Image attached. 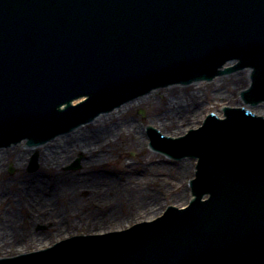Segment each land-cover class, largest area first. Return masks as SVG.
Wrapping results in <instances>:
<instances>
[{"label": "water", "instance_id": "1", "mask_svg": "<svg viewBox=\"0 0 264 264\" xmlns=\"http://www.w3.org/2000/svg\"><path fill=\"white\" fill-rule=\"evenodd\" d=\"M232 59L239 63L216 70ZM247 66L253 81L242 97L256 103L264 0H0V146L44 142L151 87ZM224 112L186 137L152 138L170 155L198 158L187 210L0 264H264V121Z\"/></svg>", "mask_w": 264, "mask_h": 264}, {"label": "bare ground", "instance_id": "2", "mask_svg": "<svg viewBox=\"0 0 264 264\" xmlns=\"http://www.w3.org/2000/svg\"><path fill=\"white\" fill-rule=\"evenodd\" d=\"M243 73L245 74V77H247V75L249 74L248 71H244L237 72L232 76L237 79ZM223 79L227 78H219L216 79L215 82L218 81V83H220L223 81ZM203 84L194 86L200 87ZM216 86L219 85L216 84ZM158 92L159 90L153 91L151 95L145 96V98H139L133 103H128L122 109L114 110L112 114L110 112L109 115H100L99 117H97V120H94L93 124H96L95 126H97L95 130L88 129L87 127L77 129L75 134H69V137H59L54 140L51 143L52 148H48L49 146H46L39 149L37 148L38 150L25 148L23 149L24 143H22L20 146L16 147L17 149L23 150L20 154H17L15 156V163L9 162V158L12 157V155L10 156L9 154L11 149L0 151V172L2 170V167L5 165V162L10 163V165L21 166V164L31 153H33L34 150L38 152L40 150H43L40 169L43 166H56L65 158H69L70 154L72 155L73 153L81 150L83 151L84 155L88 157V161L85 164V167L88 168L92 166H98L100 164H103V162L105 161V158L102 157L101 153L108 150L110 144L115 143V140H117L124 134V136L133 134L134 138L139 143H141V146H146L148 137L145 134V128L147 126H154L156 129L166 130V126H169L171 123H175L177 125L182 124L190 117H193L195 120H197L200 115L204 114L201 110L204 108V105L202 104L203 100H200L199 95L192 93L190 94V96H188V100H182V96L178 95L176 101L169 102L167 104V108L163 110V112L159 116L155 117L157 123L152 121L148 125L140 126L138 124V127L129 120L121 123L116 122V119L114 117L115 114H125L126 112H128V109L131 106H133L134 104L145 103V101L157 95ZM215 96L221 98L225 97L224 94L220 92H217ZM234 106L235 108H240L241 103L239 102V104H235ZM250 111L253 112L254 115H260L261 118H264V105L253 108ZM216 113L220 117L223 116L222 110H219ZM124 114H122V116ZM164 122H168V124ZM196 122L197 121H194V124L198 125L196 124ZM187 128L188 127H186L185 129ZM163 134H167V136L173 137L180 135L181 133L174 132V134ZM188 161L190 160H184L181 162L182 166H179V169L177 171L179 176H185L190 172H193L195 162L192 161V163H190L189 165ZM142 165L143 171L150 174V176L152 177V179L148 181L147 185L158 186L157 184L164 183V178L162 177L167 171L163 167H158L157 163L149 160H147V163H143ZM124 168H129V166H120L121 170H123ZM58 183L59 184L56 185V187H52L53 185L51 180L46 181L45 179L40 177L39 173H33L31 174V176H29V178L25 175V179H23V181H20L19 183L13 185L16 190L18 200V204H16V206H19L26 215L24 216V222H22V224H26V222H28V227L24 229V231L19 230L21 223L18 222L19 220L17 218V215L13 210L14 204L10 202V195L5 191L4 185H0V207L5 202H8L9 204V209L2 207L0 213V253L3 251H7V249L14 251V247H16L17 245H19L20 247H27L38 242L36 233L32 231V229H29V225L32 226L34 223H49L54 229L60 232L63 230H68L69 227L83 226V222L79 217H87L92 219V222L86 225L90 228L111 224V221L114 220L118 222L117 219L120 215L119 212L123 213V211L128 209L126 208L128 202L122 199H128V194L130 192L131 195L135 194L134 191H130V187L136 188V186L140 185V182L137 180L134 182H129V179L122 174L121 177L116 176V179L114 178V180L109 183H106L105 181H101L99 183H93L90 181L86 182L85 180L80 178H78L77 180L60 179L58 180ZM67 191L71 193L87 195L86 199L89 204L87 206L88 212L86 214L90 216H78V214L72 213L71 209H60L66 206L64 200L66 198ZM184 192L186 193L184 194ZM165 193H168V189L163 192H161L159 189H157L156 192H146L144 194L145 197L140 200V202H142V205H145L144 210L148 212L157 209L160 206L161 198ZM95 195H97L98 197L96 199H93L92 197ZM176 197L179 200L184 199V204H186L189 199L188 188L185 191L183 190V192L179 194L176 193ZM60 198L62 199V201H59L60 204L58 205L54 202V199L61 200ZM173 205H175V203ZM136 210H138V208ZM111 213L112 215L109 216V214ZM74 218H77L78 222H76L75 220L77 219ZM40 248L42 247L36 249ZM16 250L19 251L17 254L30 251L24 250V248H17Z\"/></svg>", "mask_w": 264, "mask_h": 264}, {"label": "rangeland", "instance_id": "3", "mask_svg": "<svg viewBox=\"0 0 264 264\" xmlns=\"http://www.w3.org/2000/svg\"><path fill=\"white\" fill-rule=\"evenodd\" d=\"M247 83L248 80L243 73L237 79L232 76L230 78L223 79V81L220 83H218L217 81L214 83L203 84L200 87H173L169 89L159 90L157 95L148 99L147 101H145V103L134 104L128 109V112H126L125 114L122 113L124 114L123 116L122 114L117 113L114 115V117L116 119V122L121 123L129 120L138 127L139 125H148L152 121L157 123L155 117L159 116L163 112V110L167 108V104L169 102L176 101L178 95L182 96V100H188V96H190V94L192 93H195L199 95L200 100H203L202 104L204 105V108L201 110L204 114L200 115L197 120H195L193 117H190L182 124L177 125L175 123H171L169 126H166V130H161V132L163 133L174 134V132H179L181 133L180 135H183L188 129L194 128V126H196L194 124V121H197L196 124L199 125L207 113H216L224 106H234L235 104H239L238 92L239 90L245 88L247 86ZM216 84H218L219 86H216ZM217 92L224 94L225 97H216L215 95L217 94ZM164 123L168 124V122ZM95 125L96 124L90 123L81 128L87 127L88 129L95 130L97 128V126ZM186 127L188 128L185 129ZM124 135L115 140V143L110 144L108 150L101 153L102 157L105 158V161L103 162V164H100L98 166H92L88 168L85 167V164L88 161V157L84 155L82 150L77 151L72 155L70 154L69 158H65L64 160H62L58 165H56L57 167L53 165V168L51 166H43L40 169L43 150H40L37 154V167L33 171L28 170V164L33 153H31L27 157V159L21 164V166L10 165V163L5 162V165L2 167V170L0 172V185H4L5 191L10 195V202L14 204L13 210L17 215V218L19 220L18 222L21 223V226L19 228L20 231H24V229L28 227V222H26V224H22V222H24V216L26 215L19 206H16V204H18V200L16 190L13 185L19 183L20 181H23V179H25V175L29 178L31 174L39 173L40 177H42L46 181H52V187H56V185L59 184L58 180L60 179L77 180L78 178H80L85 180L86 182L90 181L93 183H99L101 181H105L106 183H109L112 182L114 178L116 179V176L121 177V174L128 178L129 182H134L136 180L139 181L140 185L136 186V188L130 187V191H134L135 194L131 195L130 192L128 194V199H122L128 202L126 205V208L128 209L123 211V213L119 212L120 215L117 219L118 222L114 220L111 221V224L90 228L86 225L91 223L92 219L87 217H79L83 222V226L69 227L68 230H63L60 232L54 229L49 223H34L32 226L29 225V229H32V231L36 233L38 242L27 247H20L19 245H17L16 247H14V251L7 249V251L1 252L0 257H9L16 255L19 252L18 250H16L17 248H24V250L27 251H33V249L39 247L45 248L57 241L68 237L67 235L73 236L88 233L96 234L124 229V227L126 228L137 222L147 221L149 219L152 220L153 218L159 216L168 205L175 203L177 207L183 206L185 200H179L176 197V193L179 194L183 192V190L185 191L188 188V181L192 178L193 172H188L189 174L185 176H179L177 171L179 169V166H182V161L175 163V161H173L172 159H169L162 154L153 152L147 145L141 146V143H139L134 138L133 134L128 136ZM51 146L52 144L47 145L48 148H50ZM25 148L27 149V146H25ZM13 149H11L9 152L10 156L12 155V157L9 158V162L15 163V156L17 154H20L23 149H17L16 147H14ZM76 159L79 160L80 167L74 170L67 169V166H69ZM147 160L157 163L158 167H163L167 171L165 172L163 177L161 176L162 178H164L163 184H157L158 186L147 185L148 181L152 179L150 174L143 171L142 168V164L147 163ZM188 162L189 165L190 163H192L191 160ZM121 165L125 167L128 165L129 168H124L123 170H121ZM157 189H159L161 192L168 189V193H165L162 196L161 204L157 209L147 212L146 210H144L145 205H142V202H140V200L145 197L144 194L146 192H156ZM185 193L186 192H184V194ZM97 197L98 196L95 195L92 198L96 199ZM86 198V194L81 195L79 193L76 194L67 191L66 198L64 200L66 206L60 209H71V212L78 214V216H90L86 214L88 212L87 206L89 204ZM59 201H62V199H54V202L58 205L60 204ZM2 207L9 209L8 202L3 203V205L0 207V213ZM137 208L138 210H136ZM111 215L112 213L109 214V216ZM75 221L78 222V219Z\"/></svg>", "mask_w": 264, "mask_h": 264}]
</instances>
